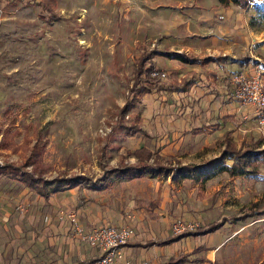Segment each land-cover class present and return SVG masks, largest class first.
<instances>
[{"label":"rangeland","instance_id":"obj_1","mask_svg":"<svg viewBox=\"0 0 264 264\" xmlns=\"http://www.w3.org/2000/svg\"><path fill=\"white\" fill-rule=\"evenodd\" d=\"M53 12L48 19L33 0H5L1 6L0 131L9 121L8 109L16 114V125L12 138L0 142V160L19 161L22 142L32 143L39 134L43 146L35 166L43 177L78 176L91 190L85 186L79 193L97 199L111 190L118 197L114 203L125 208L129 180L114 174L105 179L104 170L136 161L129 154L147 144L157 150V162L170 169L139 178L141 203L135 208L145 207L149 215V207L157 211L162 190L150 181L160 180L169 186L170 198L161 208L171 216L170 229L177 218L201 226L221 222L215 231L168 243L171 251L202 244L191 257L206 260L184 264L264 262V215L248 211L260 198L258 210L264 209V162L258 174L243 176L220 171L199 177L190 167L218 153L215 140L226 129L236 131L240 148L259 137L264 146V127L238 117L224 129L217 117V128H208L209 123L202 132H191L187 126L202 122L193 115L188 120V114L203 104L184 102V91H140L135 105L122 109L131 96L140 49L152 51L147 59L164 71L163 82L190 80L201 91H215L236 72L264 70V0L246 8L223 7L217 0H56ZM205 79L208 87L202 85ZM213 102L210 109L217 116L219 101ZM127 124L158 138L151 145L142 130L127 134ZM179 166L184 167L176 171Z\"/></svg>","mask_w":264,"mask_h":264},{"label":"crops","instance_id":"obj_2","mask_svg":"<svg viewBox=\"0 0 264 264\" xmlns=\"http://www.w3.org/2000/svg\"><path fill=\"white\" fill-rule=\"evenodd\" d=\"M202 83L208 87L209 81L205 79ZM215 87V91L213 87L201 91L193 83L188 91H184V102L203 104V108L196 110L198 113L188 114V120L193 115L197 122H202L192 128L204 126L205 130L206 125L214 123V118L219 117L218 120L221 121L223 115H228L226 121L222 119L225 122L224 129L231 128L230 123L234 121L237 123L235 119L238 117L248 120L244 115L249 110L235 100L229 80L228 83ZM215 99L219 101L220 108L217 116L210 109ZM207 103L210 104L206 106ZM204 107L208 109L205 111ZM187 130L192 132L188 126ZM139 178L142 176L134 182L128 179L131 186L129 202H133L134 206L128 203L124 208L121 203H114V199L118 197L111 190L97 199L89 194L79 193L78 189L85 187L82 182L79 183L80 186L60 184L54 188L52 181L30 184L18 178L0 177V264H76L96 258L100 253L99 249L82 240L74 231L67 216V212L71 210L85 229L99 224L136 225L131 238L122 246L123 258H128L133 264H162L168 258L185 252L171 251L167 246L178 240H171V237L176 236L169 228L172 219L162 209L170 198L169 186L161 185L160 180L150 181L155 189L160 187L162 196L155 199L161 205L155 209L157 211L152 207L147 209L153 211L149 215L145 207L135 208L141 203V198L137 196ZM85 188L91 191L89 187ZM112 221L117 224L111 223Z\"/></svg>","mask_w":264,"mask_h":264},{"label":"trees","instance_id":"obj_3","mask_svg":"<svg viewBox=\"0 0 264 264\" xmlns=\"http://www.w3.org/2000/svg\"><path fill=\"white\" fill-rule=\"evenodd\" d=\"M217 1L223 7H229L231 4H234L240 8H246L249 3L254 0ZM4 2L5 0H1L0 5L3 6ZM33 2H35V4H37L42 10H45V12L48 14V19L52 18V16H55L53 8L55 6L56 0H33ZM151 53L152 51H148L147 53L143 54V50H139L140 56L138 58L137 66L133 75V82L129 88L131 96L126 99L125 104H123V110L135 105L136 98L139 96L140 91L147 93H154L158 90H170L171 92L188 91L189 87H191L193 84V82H190V80H185L183 84H168L163 82L162 75L164 71L156 67L152 61L147 59ZM5 113L9 117V121L7 122L6 128L0 131V142H4L12 138L13 132L11 131V128L15 127L16 125V114H13L10 109L6 110ZM222 119L226 121L228 119V115H223L221 120ZM218 123L219 122H214L212 124L213 127L217 128L216 125ZM124 127L131 130L127 132V134L138 133V130L144 131V133L141 135L151 141V145L154 143L153 140L158 138L155 134L150 133L144 128L142 129L141 126H129L127 124ZM203 127L204 126H200L199 128L193 127L190 129H192L193 132H201ZM234 131L235 130L227 129L223 132L221 138H217L215 140L216 145L219 148V152L214 157L210 158L207 163L190 166L196 168L195 170L198 171L197 175L199 177H207L208 175L210 176L211 174L220 171H227V173L233 176L258 174L260 172L258 165L259 163L264 162V146L262 144V137L250 139L248 143H244L243 148H240V146H237L238 144L234 140ZM42 146L43 142L41 141L39 134L34 137L32 143H29L28 141L22 142L20 146V160L6 161L0 165V177L6 176L9 178H18L30 184L36 182H43L45 184L52 181L55 184L54 188L60 184L69 185L68 187L79 185L80 181L76 179L78 176H61L60 178L56 177L54 180L42 176L43 169L41 167L38 168L35 166L37 164V158L41 153ZM129 155L135 157L136 161L134 160L133 162L122 165L111 166L110 168L104 170L105 179L114 174L134 182L135 179L145 175L146 173L154 175L156 173H165L168 169H170L169 166H164L163 164H159V162H157V150L153 149L147 144L135 146V150ZM150 159H152V162H150ZM183 167L184 166L176 167L175 170L180 171ZM83 186L89 187L87 183H83ZM262 202L263 198L253 201L248 208V211H250V213L257 211V213L264 215V209L261 211L258 210ZM262 207H264V204ZM220 224L221 222L215 221L210 222L207 225H198L192 230H185L183 232L177 233L175 237H171V240L179 239L180 237L187 235H200L207 232H212L215 231ZM203 248L204 247L201 244L190 251L180 252L176 256L168 258L162 264H184L185 262L191 260L194 262H203L206 260V257H191L193 253L199 252ZM260 264H264V262H261Z\"/></svg>","mask_w":264,"mask_h":264},{"label":"built area","instance_id":"obj_4","mask_svg":"<svg viewBox=\"0 0 264 264\" xmlns=\"http://www.w3.org/2000/svg\"><path fill=\"white\" fill-rule=\"evenodd\" d=\"M230 83L235 100L249 110L248 114L244 116L253 123L264 127L263 70L251 71L250 73L236 72L230 77ZM3 163L0 160V165ZM67 216L72 222L74 231L79 234L82 240L97 247L100 251L96 258L80 261L76 264H133L131 260L122 256V246L134 233V229L130 225L101 224L91 229H85L74 211H68ZM197 226L198 224L194 220H182V218H177L171 223L174 234L187 229H194ZM187 264L193 263L189 262Z\"/></svg>","mask_w":264,"mask_h":264}]
</instances>
